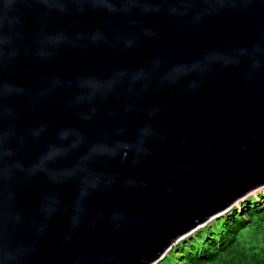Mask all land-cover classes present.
<instances>
[{
	"label": "water",
	"instance_id": "95a60500",
	"mask_svg": "<svg viewBox=\"0 0 264 264\" xmlns=\"http://www.w3.org/2000/svg\"><path fill=\"white\" fill-rule=\"evenodd\" d=\"M264 188V0H0V264H157Z\"/></svg>",
	"mask_w": 264,
	"mask_h": 264
},
{
	"label": "trees",
	"instance_id": "16d2710c",
	"mask_svg": "<svg viewBox=\"0 0 264 264\" xmlns=\"http://www.w3.org/2000/svg\"><path fill=\"white\" fill-rule=\"evenodd\" d=\"M251 203L180 242L177 256L173 250L158 264H264V196Z\"/></svg>",
	"mask_w": 264,
	"mask_h": 264
},
{
	"label": "rangeland",
	"instance_id": "374dc122",
	"mask_svg": "<svg viewBox=\"0 0 264 264\" xmlns=\"http://www.w3.org/2000/svg\"><path fill=\"white\" fill-rule=\"evenodd\" d=\"M264 188H262V189H260L259 191H256V192H254V193H252V194H250V195H248V197H246L243 201H241V202H239L238 204H239V206L240 205H246V203H251V201H252V199L253 198H258L259 197V194L261 193V197H263L264 196ZM255 196V197H254ZM237 204V205H238ZM252 204V203H251ZM239 206H233L231 209H229L227 212H225V213H223V214H221L220 216H217V217H215V218H213L208 224H206L205 226H203L202 228H200L199 230H197V231H195L194 233H192L191 235H189V236H187V237H185V238H183V239H181V240H179L178 242H177V244L165 255V257L166 256H168L169 254H170V252L171 251H173V250H175V248L179 245V243L180 242H182V241H186V240H188L189 238H192L196 233H198V232H200L201 230H203L204 228H206V227H208V226H210V225H212V224H214L215 222H217V221H220L222 218H224V217H226L227 216V214H228V212L231 210V211H234V207H237V209H239ZM178 252H180V251H178V250H175L174 251V256H177V253ZM164 257V258H165ZM168 258V257H167ZM181 259V258H180ZM163 260V259H162ZM172 261H176L177 259L176 258H172L171 259ZM179 260V259H178ZM160 262V261H159ZM158 262V263H159ZM157 263V264H158ZM163 264H170V261H169V263L168 262H165V263H163Z\"/></svg>",
	"mask_w": 264,
	"mask_h": 264
},
{
	"label": "bare ground",
	"instance_id": "6f19581e",
	"mask_svg": "<svg viewBox=\"0 0 264 264\" xmlns=\"http://www.w3.org/2000/svg\"><path fill=\"white\" fill-rule=\"evenodd\" d=\"M236 206H239V204H238V205L236 204ZM234 208H237V207H234ZM230 211H231V210H230ZM230 211H229V212H230Z\"/></svg>",
	"mask_w": 264,
	"mask_h": 264
}]
</instances>
